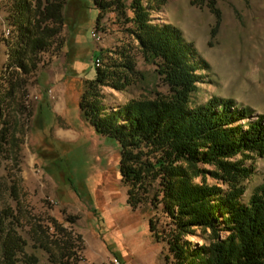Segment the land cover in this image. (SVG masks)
I'll return each mask as SVG.
<instances>
[{"label": "rangeland", "instance_id": "rangeland-1", "mask_svg": "<svg viewBox=\"0 0 264 264\" xmlns=\"http://www.w3.org/2000/svg\"><path fill=\"white\" fill-rule=\"evenodd\" d=\"M27 2L33 7V0ZM76 3L68 4L64 25L33 67L27 54L15 52L21 0H0V40L7 45L0 62L2 119L7 123L6 138L0 140V264L6 226L26 239L27 251L39 257V264H109L112 258L120 264H178L168 244L174 234L163 216L126 204L119 145L96 131L78 102L85 78L96 73L93 60L100 52L105 67L133 58L138 71L124 90L111 84L99 88L103 107L118 110L131 99L147 97L153 86L165 88L119 14L104 12L96 28L99 8L86 0L84 12V4ZM151 19L177 27L208 64L197 71L202 80L194 104L218 96L248 108V120L264 114V0H169L151 11ZM47 24L56 27L51 20ZM94 28L101 42L91 37ZM22 62L26 70L12 68ZM36 94L39 100L34 101ZM252 156L246 161L253 163V172L245 183L244 202L264 179V156ZM206 180L224 187L210 174ZM151 215L155 221L161 218L158 231L164 240L150 231ZM193 231L182 235L189 251L210 241L208 232Z\"/></svg>", "mask_w": 264, "mask_h": 264}, {"label": "trees", "instance_id": "trees-1", "mask_svg": "<svg viewBox=\"0 0 264 264\" xmlns=\"http://www.w3.org/2000/svg\"><path fill=\"white\" fill-rule=\"evenodd\" d=\"M74 1L82 2L86 11V0H33V7L21 0L18 56L27 54L35 67L34 59L64 25L67 6ZM92 1L100 10L96 28L104 12L119 14L125 30L138 40L143 61L154 66L165 88L159 91L153 86L147 97L131 99L118 110L103 107L99 88L111 84L124 90L138 72L132 58L94 66L95 75L86 79L80 92L78 102L85 118L99 134L119 145L126 204L132 210L146 207L163 216L174 234L168 244L178 264H264V179L243 201L245 183L253 172V163L248 166L246 161L253 160L254 153L264 156V114L248 120V108L218 96L193 103L202 80L197 71L207 69L208 64L177 27L152 22L151 11L169 0H151L146 5L145 0ZM49 20L56 27L50 28ZM12 68L26 70L27 65L16 63ZM4 101L0 93L1 141L7 125L2 119ZM208 174L224 187L209 184ZM160 222L161 218L149 217L150 231L157 240H164L158 231ZM195 227L208 232L210 241L189 251L181 242L182 235L193 233ZM3 233L2 264H39V257L27 251V241L15 227L6 226Z\"/></svg>", "mask_w": 264, "mask_h": 264}, {"label": "built area", "instance_id": "built-area-1", "mask_svg": "<svg viewBox=\"0 0 264 264\" xmlns=\"http://www.w3.org/2000/svg\"><path fill=\"white\" fill-rule=\"evenodd\" d=\"M91 37L95 40V39H101V34L94 28L91 31ZM96 61L93 60V63L95 64ZM48 94L51 96L52 99H54V95L52 93V90L49 88L48 89ZM39 100V95L36 94V99L35 101ZM109 264H120L119 259L118 258H112L111 259V263Z\"/></svg>", "mask_w": 264, "mask_h": 264}, {"label": "bare ground", "instance_id": "bare-ground-1", "mask_svg": "<svg viewBox=\"0 0 264 264\" xmlns=\"http://www.w3.org/2000/svg\"><path fill=\"white\" fill-rule=\"evenodd\" d=\"M95 41L101 42L102 41V37H101V39H95ZM94 61H96L95 64H94L95 67L100 68V67L103 66V62L104 61H103V59L101 57L94 58ZM32 99L35 101L36 95H32Z\"/></svg>", "mask_w": 264, "mask_h": 264}, {"label": "crops", "instance_id": "crops-1", "mask_svg": "<svg viewBox=\"0 0 264 264\" xmlns=\"http://www.w3.org/2000/svg\"><path fill=\"white\" fill-rule=\"evenodd\" d=\"M5 50H7V45L0 40V62H1V58L3 56V52H5ZM90 78H85V80L90 79Z\"/></svg>", "mask_w": 264, "mask_h": 264}]
</instances>
